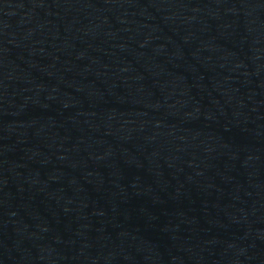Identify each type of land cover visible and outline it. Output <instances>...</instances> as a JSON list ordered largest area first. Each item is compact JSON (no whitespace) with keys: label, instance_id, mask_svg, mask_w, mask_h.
Masks as SVG:
<instances>
[{"label":"water","instance_id":"95a60500","mask_svg":"<svg viewBox=\"0 0 264 264\" xmlns=\"http://www.w3.org/2000/svg\"><path fill=\"white\" fill-rule=\"evenodd\" d=\"M0 264H264V0H0Z\"/></svg>","mask_w":264,"mask_h":264}]
</instances>
